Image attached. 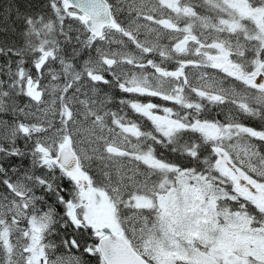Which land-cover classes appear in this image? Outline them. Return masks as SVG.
Wrapping results in <instances>:
<instances>
[{"label": "snow or ice", "instance_id": "obj_1", "mask_svg": "<svg viewBox=\"0 0 264 264\" xmlns=\"http://www.w3.org/2000/svg\"><path fill=\"white\" fill-rule=\"evenodd\" d=\"M0 264H264V0L0 5Z\"/></svg>", "mask_w": 264, "mask_h": 264}, {"label": "trees", "instance_id": "obj_2", "mask_svg": "<svg viewBox=\"0 0 264 264\" xmlns=\"http://www.w3.org/2000/svg\"><path fill=\"white\" fill-rule=\"evenodd\" d=\"M7 3H8V0H0V5H4V6H6ZM109 92H110V94H113V95H115V96H117V97H119L120 95H122V94H120V93L118 92V90H109ZM156 102H157V103H162V102H160L159 100H156ZM110 107L112 108L113 111H115V110H117L118 105H115V104H114V105H111ZM243 122L246 123V124H249V125H251V126H254V127H258V126H259V121L252 120V119H250V118H245V119L243 120ZM257 143H259V142H257Z\"/></svg>", "mask_w": 264, "mask_h": 264}, {"label": "rangeland", "instance_id": "obj_3", "mask_svg": "<svg viewBox=\"0 0 264 264\" xmlns=\"http://www.w3.org/2000/svg\"><path fill=\"white\" fill-rule=\"evenodd\" d=\"M141 38H143V36L141 37ZM166 42V41H165ZM188 71H190V73H192L193 75L195 74V70L194 69H190V70H188ZM194 83H195V80L193 81ZM161 102V101H160ZM163 103V102H162Z\"/></svg>", "mask_w": 264, "mask_h": 264}]
</instances>
